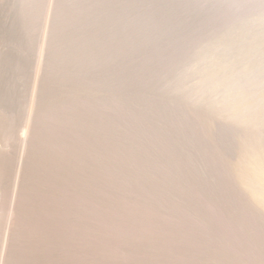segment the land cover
<instances>
[{
    "label": "rangeland",
    "instance_id": "374dc122",
    "mask_svg": "<svg viewBox=\"0 0 264 264\" xmlns=\"http://www.w3.org/2000/svg\"><path fill=\"white\" fill-rule=\"evenodd\" d=\"M247 1L0 0V264H264Z\"/></svg>",
    "mask_w": 264,
    "mask_h": 264
},
{
    "label": "bare ground",
    "instance_id": "6f19581e",
    "mask_svg": "<svg viewBox=\"0 0 264 264\" xmlns=\"http://www.w3.org/2000/svg\"><path fill=\"white\" fill-rule=\"evenodd\" d=\"M239 1V0H238ZM246 1V0H245ZM251 1V0H250ZM250 1H247V3H249ZM232 2H234V1H232ZM260 2V1H259ZM241 4V3H240ZM260 4H261V2H260ZM264 4V3H263ZM233 5V4H232ZM236 5V4H235ZM246 5V4H245ZM248 5V4H247ZM242 6V5H241ZM249 6V10L251 11V13L249 12V13H247V15L245 14V16H244V18H246V20L248 19H257L258 17H263L264 18V9H260V8H258V4H257V2H255V1H251L250 2V4L248 5ZM260 6V5H259ZM264 6V5H263ZM238 5L236 6V10L238 11V13H237V15L235 16V18H236V21H238L239 20V16L241 17V16H243L244 14L241 12V11H243V10H238ZM261 8H263V7H261ZM240 9V8H239ZM245 9H246V7H245ZM248 10V11H249ZM245 11V10H244ZM242 13V14H241ZM241 14V15H240ZM243 20H245V19H243ZM253 20H252V22H253ZM261 20V19H260ZM242 21V20H241ZM249 21H251V20H249ZM255 21V20H254ZM251 22V23H252ZM262 22V21H261ZM242 23V22H241ZM260 23V22H259ZM252 24H253V26H252ZM252 24H250L249 26H251V27H261L260 29H261V31L264 29V21L262 22V24H255V23H252ZM239 26V25H238ZM245 26V25H244ZM248 26V27H249ZM255 27V28H256ZM234 28V27H233ZM240 28H241V26H240ZM245 28V27H244ZM247 29V28H246ZM245 29V30H246ZM249 29V28H248ZM247 31V30H246ZM253 31H255V30H253ZM257 31V30H256ZM261 31H260V33L259 34H261ZM239 32V31H238ZM251 32H252V30H251ZM251 32H250V34H251ZM259 32V31H258ZM246 33V32H245ZM245 33H242V34H245ZM256 33V32H255ZM263 33H264V31H263ZM262 33V34H263ZM247 35H248V33H246ZM254 34V33H253ZM257 34V33H256ZM258 34V35H259ZM239 35V34H238ZM244 36V35H243ZM259 36H262V35H259ZM264 36V35H263ZM253 37L254 36H252V39H253ZM242 38V37H241ZM262 39H263V37H261ZM261 38L259 37H257L256 39H260L261 40ZM230 39H231V37H230ZM238 39V38H237ZM240 39V38H239ZM244 40V39H243ZM248 40V39H247ZM236 42L238 41V40H235ZM240 41V40H239ZM237 42L238 44L240 43V46H241V41L240 42ZM250 41H252V40H250ZM262 41V40H261ZM264 41V40H263ZM262 41V43L264 44V42ZM235 42V43H236ZM243 42H247V41H242V43ZM259 42V41H258ZM226 43V42H225ZM248 43V42H247ZM244 44V43H243ZM251 45H252V43H250ZM249 45V44H248ZM247 45V46H248ZM238 46V45H237ZM239 46V47H240ZM255 47V46H254ZM259 47V46H258ZM258 47H257V50H258ZM223 48V47H222ZM243 48H245V47H243ZM247 48V47H246ZM259 48H261V46L259 47ZM233 50V49H232ZM243 52H245L244 50H242ZM241 51V53H243ZM246 51H248V50H246ZM255 50H253L252 52H254ZM260 51V50H259ZM262 52V50L259 52V53H257V54H260ZM264 52V51H263ZM236 53V52H235ZM247 53V52H246ZM245 54V53H244ZM232 55V54H231ZM243 55V54H242ZM264 55V54H263ZM262 55V56H263ZM252 58H253V56H251ZM255 58V57H254ZM245 59V58H244ZM251 59V58H250ZM259 60H258V63L260 64V62H262V66H264V58L262 57L261 58V61H260V55H259V58H258ZM237 60H239V59H237ZM246 60H247V58H246ZM256 59H252L250 62H248L249 63V65H247V72L249 71H254L253 69H252V67H254V65L256 64ZM258 63H257V65H258ZM241 64H244V62L243 63H241ZM246 66V65H245ZM244 66V67H245ZM241 67V66H240ZM256 67V66H255ZM260 67V66H259ZM259 67H256V68H259ZM262 68V67H261ZM261 74V73H260ZM248 75H249V73H248ZM261 107V106H260ZM264 111V110H263ZM263 111H261V113L263 112ZM250 115V114H249ZM263 123H264V114H263ZM263 148H264V145H263ZM264 150V149H263ZM255 151V150H254ZM253 151V153H252V156H250V160H264V157L262 158H260L259 157V155H257V153L256 152H254ZM250 154V153H249ZM261 166V165H260ZM262 166H264V165H262ZM262 169V170H261ZM260 170H261V173H262V177L264 178V167L263 168H261ZM254 171H255V173L254 174H257L256 173V169H254ZM258 172V171H257ZM262 195L264 196V190H263V192H262Z\"/></svg>",
    "mask_w": 264,
    "mask_h": 264
}]
</instances>
